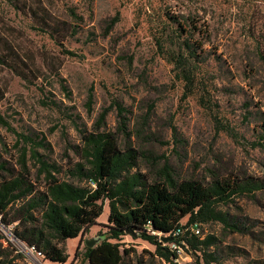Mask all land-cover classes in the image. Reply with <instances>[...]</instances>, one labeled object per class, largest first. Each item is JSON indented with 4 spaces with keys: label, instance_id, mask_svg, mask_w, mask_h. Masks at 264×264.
I'll list each match as a JSON object with an SVG mask.
<instances>
[{
    "label": "rangeland",
    "instance_id": "obj_1",
    "mask_svg": "<svg viewBox=\"0 0 264 264\" xmlns=\"http://www.w3.org/2000/svg\"><path fill=\"white\" fill-rule=\"evenodd\" d=\"M28 5L62 27L63 37L56 41L39 20L0 0V114L6 122L0 123V165L24 173L42 190L44 176L38 177L33 154L64 180L81 162L83 135L100 131L115 134L121 150L132 149L138 158L132 173L152 182L168 166L178 182L264 183V0ZM160 41L165 50L188 44L195 53L193 93L162 54ZM8 174L0 173V180ZM219 210L234 226L201 225L199 238L214 237L212 247L200 253L169 241L163 246L175 255L165 259L139 235H127L119 242L127 252L123 264H205L204 253L220 264H264V190L235 196ZM109 213L106 201L96 225L66 243L67 264H88L87 243L108 238ZM0 237V260L56 264L19 255L1 230Z\"/></svg>",
    "mask_w": 264,
    "mask_h": 264
},
{
    "label": "trees",
    "instance_id": "obj_2",
    "mask_svg": "<svg viewBox=\"0 0 264 264\" xmlns=\"http://www.w3.org/2000/svg\"><path fill=\"white\" fill-rule=\"evenodd\" d=\"M6 1L16 11L39 20L46 28L45 32L56 41L63 37L62 27L41 18L37 9L28 5V0ZM171 21L176 25L180 23L172 17ZM159 47L186 83L187 92L193 93L197 82V68L192 63L195 53L189 52L188 44L179 46L178 52L165 50L161 41ZM187 51L190 53L188 57ZM120 112L123 113L121 107ZM0 123L6 125L1 114ZM124 124L122 122V128L126 130ZM82 139L81 162L65 172L64 180L56 176L59 169L48 164L39 154H33L40 165L38 177L44 176L42 190H38L24 173L0 165V173L9 172L0 180L2 225L12 227L17 239L34 247L42 253L45 261L52 263H68L70 256L66 243L82 237L96 225L104 214L106 201L110 209L108 238L99 245L86 248L84 256L88 264H123L127 252L121 251L119 242L127 235H139L154 245L157 253L165 259L175 255L163 246L169 241L181 248L188 245L201 253L215 244V238L209 236L200 240L190 228H201V225L214 222L234 226L219 206L230 203L235 196L264 190V183L260 182L241 184L219 179L209 184L195 180L178 182L168 166L152 182L144 174L132 173L138 158L132 149H120L115 134L98 131L84 134ZM23 168L26 169L25 163ZM186 217L189 220L184 225L182 220ZM178 230L180 235L174 236ZM189 235L191 237L187 238ZM163 250L168 252L163 253ZM203 255L205 264H220L214 255ZM13 261L0 260V264H12Z\"/></svg>",
    "mask_w": 264,
    "mask_h": 264
},
{
    "label": "built area",
    "instance_id": "obj_3",
    "mask_svg": "<svg viewBox=\"0 0 264 264\" xmlns=\"http://www.w3.org/2000/svg\"><path fill=\"white\" fill-rule=\"evenodd\" d=\"M0 225L2 226V228L0 229L1 232L6 236V241L7 244L10 245L11 247H17L18 249L16 250V252L19 255H26L29 257H33L35 259H44L42 253L38 252L34 247H30L27 244L21 242L19 239H17L13 233V228H6L2 225L1 223V218H0ZM8 229V230H7ZM191 233L195 234L196 236H200L201 235V228H199L198 226H192L190 228ZM181 233L180 230H178L174 236H179Z\"/></svg>",
    "mask_w": 264,
    "mask_h": 264
},
{
    "label": "water",
    "instance_id": "obj_4",
    "mask_svg": "<svg viewBox=\"0 0 264 264\" xmlns=\"http://www.w3.org/2000/svg\"><path fill=\"white\" fill-rule=\"evenodd\" d=\"M87 246L88 247H94L95 246V243L93 242V243H87Z\"/></svg>",
    "mask_w": 264,
    "mask_h": 264
},
{
    "label": "crops",
    "instance_id": "obj_5",
    "mask_svg": "<svg viewBox=\"0 0 264 264\" xmlns=\"http://www.w3.org/2000/svg\"><path fill=\"white\" fill-rule=\"evenodd\" d=\"M77 240V239H76ZM69 242V241H68Z\"/></svg>",
    "mask_w": 264,
    "mask_h": 264
}]
</instances>
